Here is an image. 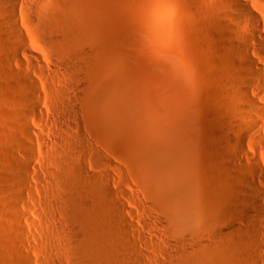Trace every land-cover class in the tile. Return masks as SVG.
I'll return each mask as SVG.
<instances>
[{"label":"rangeland","instance_id":"1","mask_svg":"<svg viewBox=\"0 0 264 264\" xmlns=\"http://www.w3.org/2000/svg\"><path fill=\"white\" fill-rule=\"evenodd\" d=\"M47 1L16 0L18 34L9 33L0 10V64L13 47L22 65L12 63L13 71L27 72L41 99L37 112H31L30 104L18 100L15 76L2 72L0 65V264H70L58 256L67 233L61 216L55 210L52 218L46 213L58 193L47 171L57 168L59 158L75 160L76 172L78 163L85 168L83 178L94 176L107 187L123 229L114 249L119 248L124 264H166L180 253L219 244L214 233L222 228L241 238L255 227L264 250L263 205V230L245 223L233 205L223 207L229 210L219 223L202 220L197 235L182 230L183 215L181 223H170L181 208L187 215L195 209L206 212L214 201L213 183L224 185L219 169L234 156L236 167H250L255 159L264 172V144L256 143L250 130L264 138V27L231 23L230 11L218 0H60L62 16L55 22L41 7ZM246 2L264 16V0ZM211 4L215 7L210 9ZM245 34L263 39L247 43ZM7 36L16 41L13 46ZM64 38L69 47L62 45L66 48L60 52L56 43L65 44ZM20 39L37 62L25 54ZM245 46L260 66L262 82L242 80L249 101L238 89L239 73L247 68L240 56ZM67 64L76 65V71ZM20 89L31 97L23 85ZM70 108L76 117L72 129L56 127ZM19 112L26 114L33 132L31 157L18 138ZM8 149L17 161L32 160L38 166L29 171L27 188L12 182L18 168ZM6 187L20 199L9 200ZM6 203L21 216V243H16L19 230L6 215ZM241 225L247 229L242 233ZM232 251L235 264H244L242 251L236 246ZM257 256L258 264H264V254Z\"/></svg>","mask_w":264,"mask_h":264},{"label":"bare ground","instance_id":"2","mask_svg":"<svg viewBox=\"0 0 264 264\" xmlns=\"http://www.w3.org/2000/svg\"><path fill=\"white\" fill-rule=\"evenodd\" d=\"M60 2H61L60 0H48L46 3L41 5V7L44 8V10H46L49 13V17L47 16L49 21L53 20L55 22L57 18L61 19V17L59 16L61 15V13L58 12V11H61V10H58V8L60 9L62 7V2L61 3ZM218 2H219L218 5L230 11L231 14L229 16V19L231 20V23H236L240 27L251 26L256 29H258V27H264V16L261 13H259V11L255 9L250 3L246 2V0H229V2H226L224 0H218ZM59 3L61 4L60 7H58ZM210 6L215 7V5H212V4L209 5V8ZM1 8H2L1 12H3L2 22H4L5 25H7L9 33L18 34V27H17L18 25L16 24V15H15L16 0H4L3 2L0 3V10ZM31 10L29 12H31ZM44 14H46V12ZM243 38H244V41L247 43L253 42L256 39L259 41L263 39L260 34L258 35L245 34L243 35ZM7 40H8L7 42H10L11 46H13L14 42H16L12 36H7ZM64 40L66 42L67 39L64 38ZM20 42H21V39L18 40V43ZM62 42L64 41L62 40ZM62 42L59 44L56 43V45H58L57 46L58 49L61 48L60 52L61 50H64L66 48L64 46L65 48L62 49L63 48L62 45H66L67 47H69L67 45L69 43L66 42L64 44ZM20 44L23 45L24 52L26 55L33 57V58L35 57L37 59V57L31 53L30 49L28 48L25 42H22ZM11 46L9 48H11ZM247 47L248 46H245L243 49L240 50V56L243 62L245 63V65H247V68L241 70L239 73L240 79L238 82V89H239V92L242 94L243 98L246 101H249L250 100V98L248 97L249 89H248V86L243 81H245V79L252 78L259 84L260 83L262 84V82L258 78V72L260 71V68H259L260 66L258 67L257 63L249 57ZM12 48L8 49L10 50V54L8 56L9 60L8 59L1 60L0 65H2L1 66L3 70L2 72H6L9 75L15 76V77L13 76L14 77L13 79L16 81L14 82V84L16 83V89L19 92L18 100L21 103L24 102L26 104H30L28 107L30 111L33 113H36L38 110L37 106L41 100L40 96L37 94V90H36L37 86L27 72L20 74V73H16L15 71H13L12 63L16 68H19L22 65L20 64L18 53H16V50ZM78 63H81V61ZM67 65H69L68 69H70L71 71H76V68H77L76 65H70V64H67ZM64 68L66 69L67 67H64ZM21 85L25 87V89L27 90V95L29 94L31 96L30 98L26 97L25 96L26 93H24V91L20 89ZM16 92L17 91H15V93ZM79 92H80V89H79ZM68 103H69V100H68ZM21 112L16 114L17 121H18L17 126L21 133L18 135V138L21 137L19 138L21 139L20 140L21 146L24 149V152L29 157H31L33 156V146H32V142L30 139V135H32L33 132L31 130V127L25 122L26 114L21 113ZM75 118H76L75 112L72 108H70L68 109V111L63 112L61 119L56 124L58 126L56 127L65 126L66 129H72L71 126L73 123V119L75 120ZM74 124H76L75 126L77 127L76 121H74ZM250 130L252 132L251 134H252L253 140L258 144H261V145L264 144V138L262 137V135H260V133H258L256 130L252 128ZM82 141L84 143L88 142L87 139H83ZM67 142H65V145L66 144L68 145ZM83 142L81 143L82 145H83ZM72 143L73 141L71 139L70 144ZM223 147L226 148L225 145ZM224 151L225 150L219 151V152H223L222 154L219 152L218 153L221 154L223 157ZM236 152L239 155L243 154L241 148H237ZM7 155L9 156L10 159H12V161H14L17 164V168H18L17 170H14V171H17V173H15V175L13 176V179L11 178L12 182L16 184L18 188H27L28 187V183H27L28 173L31 170L32 171L36 170L38 166H36V164L32 162V160L17 161L16 160L17 158L13 155V151L11 149H8ZM221 155H218V157ZM236 157L234 156L229 162L227 163L225 162L224 165H222L221 168L219 169L220 172L218 174V177L221 178V181L224 182L225 186L222 185L219 187L217 183L216 184L218 186L215 183H213L212 187L215 186L214 188H212V191H213L212 194L214 195V201L211 203L209 207H207L208 209L206 210V212L196 213L195 211H197V209H195L193 212H191L190 215H187L186 211L181 208L178 212V215H177L178 217L174 216V218L170 220V223L172 224V226L175 225V223H177V221L183 215V220H185V222L182 221V225H181L182 230L188 233H191L193 235H197L199 234V230H201L202 228V227H199L202 220H204V222L214 221L215 223H219L222 221V219L224 218V215H226L229 210V208L223 209V207L233 205L234 208L242 211L244 215L245 223L246 222L251 223V224L254 223L256 224L255 226H258L261 230H263L262 228V208L261 207L262 205L264 206V172L261 171V167L258 165V162L255 159L251 160L250 167H248L245 164H241L240 167H236L235 163L238 160ZM61 159L62 158H59L60 160L59 164H58V161H56L57 163L56 166L58 165L57 168L55 167L56 169L47 171L48 180L53 182V184H55V187L57 188L56 190H58L56 191L58 193H56L55 195V200H57L58 202L54 201V207H52V205L50 204L48 206V209L46 210V213L48 216L52 218L54 214V210L57 211V213L60 214L61 216L60 224L63 227H65L67 231V233H64L62 235V239L66 243L65 248L61 250L58 256L60 258L67 259L70 264H124L123 263L124 258H122V256L120 258L119 256V253H120L119 248L114 249V246L118 244L117 242H119V239L116 237L119 236V238L121 239L120 230L122 231L123 229L121 227V224L119 223L118 218L114 214L115 212H113L114 211L113 204L111 203V200L108 197L109 192L107 190V187L105 185H102L99 179L94 176L89 177V178H85V177L83 178L82 174L83 175L85 174L84 173L85 168L84 166L78 163L77 165L78 172H76L77 170L75 171L73 168L74 165L71 164V161L74 162L75 160H71L69 158L71 160L69 162V160L66 161V158H65V161L61 162L62 161ZM218 161H219V158L217 162ZM229 171L236 172V176H233L231 173H229ZM258 173H261L262 176H259ZM36 180L38 184H41L40 182L41 178L39 176H37ZM216 181L218 180H215L214 182ZM241 185L249 189V191L246 192L245 190H241L240 188ZM3 187L1 188L3 189ZM9 188L10 187H6L5 189L6 192H8L9 200H19L20 199L19 195L14 194V191H12L13 188L11 189ZM219 188H223V189H219ZM89 194L91 196V200L89 199L90 196L88 198ZM4 196L6 195L4 194ZM55 202L59 203V205ZM57 205L58 207H56ZM3 208H5V206ZM6 209H4L7 211V212L5 211L7 213L6 215L9 216L11 223L15 226L14 228H18L19 230L18 231L17 229H15L18 231V234L16 233V236H17L16 243L17 242L21 243L22 231L19 226V220L21 216L13 208V206L9 205L8 203H6ZM242 228L243 230L246 229L245 226L241 225V227L239 228L240 233L243 232ZM254 228L251 230L246 229L247 230L246 231L247 234L245 233L246 236L245 237L243 236L241 238H239L238 236H235L231 231L226 230V228L219 229L215 231L214 233V236L218 237L220 241L219 244L204 245L202 246V248H199V249L197 248L187 253H180L178 254V256L175 257L174 261H167L168 263L166 264H235L236 256L234 252L232 251V247L234 246L238 247L242 251V254L240 255V260L244 264L247 262L255 263V264L262 263L261 258L257 256L258 254H264V250L262 249L260 245L261 236L259 235V233H257L254 230ZM114 238L117 239L116 243H114L115 241L113 242ZM114 254H116L118 258L115 257L116 255L114 256ZM119 259H121L123 262ZM51 264H53V262Z\"/></svg>","mask_w":264,"mask_h":264}]
</instances>
